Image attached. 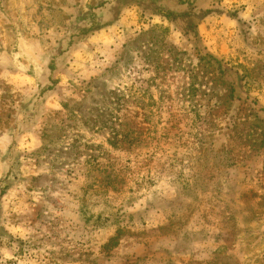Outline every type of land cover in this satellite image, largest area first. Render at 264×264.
I'll return each instance as SVG.
<instances>
[{"label":"rangeland","instance_id":"1","mask_svg":"<svg viewBox=\"0 0 264 264\" xmlns=\"http://www.w3.org/2000/svg\"><path fill=\"white\" fill-rule=\"evenodd\" d=\"M0 264H264V0H0Z\"/></svg>","mask_w":264,"mask_h":264}]
</instances>
